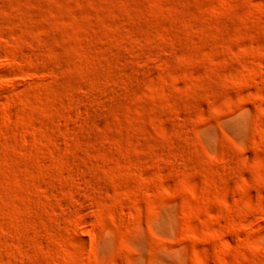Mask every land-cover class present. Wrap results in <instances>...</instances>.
Returning <instances> with one entry per match:
<instances>
[{
	"label": "rangeland",
	"instance_id": "1",
	"mask_svg": "<svg viewBox=\"0 0 264 264\" xmlns=\"http://www.w3.org/2000/svg\"><path fill=\"white\" fill-rule=\"evenodd\" d=\"M0 264H264V0H0Z\"/></svg>",
	"mask_w": 264,
	"mask_h": 264
}]
</instances>
